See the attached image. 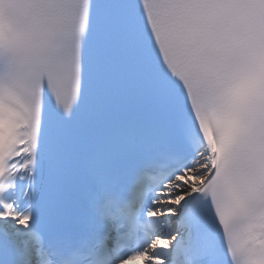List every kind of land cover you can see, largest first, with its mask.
I'll list each match as a JSON object with an SVG mask.
<instances>
[{"label":"snow or ice","instance_id":"6c2138e0","mask_svg":"<svg viewBox=\"0 0 264 264\" xmlns=\"http://www.w3.org/2000/svg\"><path fill=\"white\" fill-rule=\"evenodd\" d=\"M0 264H264V0H0Z\"/></svg>","mask_w":264,"mask_h":264}]
</instances>
